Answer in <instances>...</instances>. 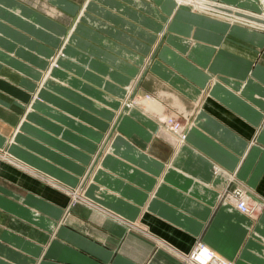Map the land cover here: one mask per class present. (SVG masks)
Here are the masks:
<instances>
[{"label": "crops", "instance_id": "obj_1", "mask_svg": "<svg viewBox=\"0 0 264 264\" xmlns=\"http://www.w3.org/2000/svg\"><path fill=\"white\" fill-rule=\"evenodd\" d=\"M216 1L264 14L260 0ZM204 10L0 0V264H191L198 243L264 264V24ZM129 84L181 135L119 112ZM235 186L253 214L225 198Z\"/></svg>", "mask_w": 264, "mask_h": 264}, {"label": "bare ground", "instance_id": "obj_2", "mask_svg": "<svg viewBox=\"0 0 264 264\" xmlns=\"http://www.w3.org/2000/svg\"><path fill=\"white\" fill-rule=\"evenodd\" d=\"M181 1H185V0H181ZM180 1V2H181ZM191 1V3L197 8V10H196V12H198V13H204L205 12V10L204 9H206V8H208V9H211V8H213V9H217V10H220V11H224V12H230V13H232V12H236V13H241V14H243V15H247V16H250V17H252V18H254V19H256V20H258V21H260L261 23H263L264 24V14L262 13V14H255V15H249V13L248 14H244L241 10H239V9H237V8H235V7H232V6H229V5H224V4H222V3H220V2H218V1H216V0H190ZM261 1V3H264V0H260ZM262 5V4H261ZM261 8V7H260ZM264 12V11H263ZM250 13H252V12H250ZM235 14V13H234ZM222 15V16H221ZM224 14L221 12V14L220 15H216V16H219V17H222V18H225V19H221V20H223V21H226V22H229V23H234L233 22V20H231V19H229L227 16H223ZM49 73H52V68L49 70ZM46 79H47V82H54V80H52L48 75H47V77H46ZM129 87V86H128ZM129 93H130V91H127V96L129 95ZM164 95H166V94H164ZM127 96L125 97V98H121L120 100H121V103H122V105H123V102L126 100V98H127ZM163 96V93H161L160 94V98ZM164 97V96H163ZM138 104H140L141 106H143V108L145 109L144 111H146L147 113H149L150 115L152 114H154V115H156V117H158V119H161V120H163L165 123H166V125L169 127V129H171V128H173V126H175V124H177L178 125V127H177V129H176V133H180L181 132V130H182V128H184L185 127V125H184V121L181 119V118H177V116L176 117H173V116H171V115H165L164 113H163V110H165V108H164V106H162L160 103H159V101H158V99H152V98H150V97H145L144 99H142V100H140L139 102H138ZM126 107H128V106H126ZM134 109V107L133 108H130V109H128V110H130V111H132ZM179 117V116H178ZM181 117V116H180ZM188 124V123H187ZM174 129V128H173ZM170 136H171V134H170ZM173 136V135H172ZM174 139V138H173ZM173 141V140H172ZM11 159V158H10ZM13 161V160H12ZM75 193V192H74ZM223 193V192H222ZM221 195V194H220ZM230 196L232 197V193L230 192ZM226 198V197H225ZM227 200H230V198L228 197V198H226ZM233 200V199H232ZM231 204H233L239 211H241L237 206H236V204H235V202H232ZM242 213H245V214H247V215H249V213H247V212H243V211H241ZM196 244V243H195ZM206 246V245H205ZM206 248L208 249V250H210L207 246H206ZM213 254H215L212 250H210ZM220 258V257H219ZM221 259V258H220ZM223 260V259H222ZM224 261H226V260H224ZM226 262H228V261H226ZM228 263H230V262H228Z\"/></svg>", "mask_w": 264, "mask_h": 264}, {"label": "built area", "instance_id": "obj_3", "mask_svg": "<svg viewBox=\"0 0 264 264\" xmlns=\"http://www.w3.org/2000/svg\"><path fill=\"white\" fill-rule=\"evenodd\" d=\"M224 192L225 197H229L232 202H235L241 211L247 212L250 215L256 211L257 207H254V204L250 203L247 192L241 187L235 186L229 191L225 190ZM230 192L232 193V197L230 196ZM186 258L191 264H231L220 259L201 243H198Z\"/></svg>", "mask_w": 264, "mask_h": 264}, {"label": "rangeland", "instance_id": "obj_4", "mask_svg": "<svg viewBox=\"0 0 264 264\" xmlns=\"http://www.w3.org/2000/svg\"><path fill=\"white\" fill-rule=\"evenodd\" d=\"M179 1H181V0H179ZM181 4L182 5H184V6H186V7H190L193 11H195L196 12V10H197V8L191 3V1L190 0H185V1H181ZM57 52V51H56ZM55 57V59L53 60V58ZM58 56H52V57H50L49 58V60H48V66L49 65H51V63H53L52 65H53V67H55L56 66V58H57ZM52 60L54 61V62H52ZM48 66H47V68H48ZM47 68H45L44 69V71H42L43 72V74L40 76V80H39V82H38V85H37V88H36V91L38 90V89H40V88H44V86H45V83L44 84H42V82H40V81H42L43 80V78H44V75L47 73ZM42 85V86H41ZM129 86V87H128ZM126 87V89L128 90V91H130V93H129V95L127 96V98H126V100L123 102V105H124V107H123V105H122V103H121V108L119 109V112L120 111H122L123 112V114H128L129 113V111L130 110H128V109H130V108H140L142 111H143V113L145 112L144 111V108H143V106H141L140 104H138V102L140 101L139 99H142V98H144V97H150V92H147V91H145V90H142V93H140L139 91L137 92L136 91V89H135V87L134 88H132V86L129 84V85H127V86H125ZM133 89V90H132ZM131 90H132V92H131ZM36 91H35V93L33 94V96H32V100H31V105H32V102L34 101V99H35V94H36ZM30 104L28 105V107L30 108ZM126 106H128V107H126ZM124 108H126V109H124ZM146 113V112H145ZM148 114V113H147ZM156 121L158 122V124H160L161 126H163L164 128H165V126H166V123L162 120V121H160L159 119H158V117H156ZM160 122V123H159ZM186 126V125H185ZM177 127H178V125L177 124H175V126H173V128H171L170 130L172 131H175L176 132V129H177ZM169 128V127H168ZM185 129V127L184 128H182V131ZM173 131H172V133H173ZM174 134H177V133H174ZM181 134L179 133V134H177L176 136L178 137V136H180ZM105 138H107V137H105ZM105 138H104V140L103 141H105L104 142V144H102L103 143V141L100 143L101 144V147H99V149L97 150V152H96V154L94 155V159H97V158H100L103 154H105V152H106V150H108V145L107 144H109V142H107L106 140H105ZM108 141H109V138H108ZM6 151V150H5ZM107 152H109V150L107 151ZM6 153V152H5ZM9 157H11V156H9ZM12 159V158H11ZM13 161H15L14 159H13Z\"/></svg>", "mask_w": 264, "mask_h": 264}]
</instances>
